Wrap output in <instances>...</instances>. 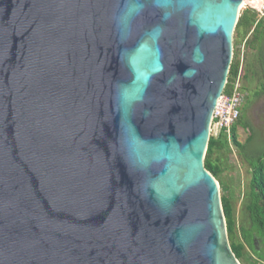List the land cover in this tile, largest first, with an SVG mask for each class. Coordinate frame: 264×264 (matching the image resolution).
Listing matches in <instances>:
<instances>
[{
  "label": "water",
  "instance_id": "95a60500",
  "mask_svg": "<svg viewBox=\"0 0 264 264\" xmlns=\"http://www.w3.org/2000/svg\"><path fill=\"white\" fill-rule=\"evenodd\" d=\"M248 0H0V264H242L205 166Z\"/></svg>",
  "mask_w": 264,
  "mask_h": 264
},
{
  "label": "trees",
  "instance_id": "16d2710c",
  "mask_svg": "<svg viewBox=\"0 0 264 264\" xmlns=\"http://www.w3.org/2000/svg\"><path fill=\"white\" fill-rule=\"evenodd\" d=\"M256 14V10L246 7L239 15L234 32L235 51L241 30L248 33L259 23ZM235 51L229 71V80L237 74L239 68V59ZM245 125L238 118L231 128L232 143L237 147L240 154L245 153L247 144L252 137V133H249L244 140L240 139L239 129L245 127ZM230 149L231 147L223 134L218 138L211 135L205 155V166L220 183L221 199L227 222L229 240L237 258L242 264H244L243 261L249 264H264V150L256 159L246 155L247 161L251 166L250 183L244 205L248 214V225L241 226L238 231L233 202L225 191V181L222 179L223 167L220 164L218 155ZM257 241H260L261 247L257 246Z\"/></svg>",
  "mask_w": 264,
  "mask_h": 264
},
{
  "label": "rangeland",
  "instance_id": "374dc122",
  "mask_svg": "<svg viewBox=\"0 0 264 264\" xmlns=\"http://www.w3.org/2000/svg\"><path fill=\"white\" fill-rule=\"evenodd\" d=\"M256 2L246 1L241 5L240 13L246 7L250 5H256ZM247 37L248 34L245 31L240 32L237 41L236 53L239 59V65L241 74L243 75V69L245 64V57L248 54L247 48ZM243 79V77H242ZM239 137L241 140H244L248 135V132L243 129H239ZM264 150V129L253 130L252 137L249 143L247 144V149L245 153L240 154L237 147L233 146L230 150H226L223 153H219L220 164L223 167L222 179L225 181L226 194H228L233 202L235 219L237 230L241 226L248 225V214L245 209V196L247 189L250 183L251 177V166L247 161L246 155L250 156L253 159H256L258 155ZM216 156V155H215ZM257 246L261 247L260 241H257ZM244 264H249L248 262L243 261ZM260 264V263H259Z\"/></svg>",
  "mask_w": 264,
  "mask_h": 264
},
{
  "label": "flooded vegetation",
  "instance_id": "af4514ba",
  "mask_svg": "<svg viewBox=\"0 0 264 264\" xmlns=\"http://www.w3.org/2000/svg\"><path fill=\"white\" fill-rule=\"evenodd\" d=\"M258 20L259 23L247 33L248 54L241 82L243 103L239 118L246 125L240 129L248 134L264 129V15L258 16Z\"/></svg>",
  "mask_w": 264,
  "mask_h": 264
},
{
  "label": "built area",
  "instance_id": "2783aa9c",
  "mask_svg": "<svg viewBox=\"0 0 264 264\" xmlns=\"http://www.w3.org/2000/svg\"><path fill=\"white\" fill-rule=\"evenodd\" d=\"M249 2H256V5L249 7L256 10L257 16L264 15V0H248ZM234 57V56H233ZM240 65L237 74L229 80L219 96L215 105L211 124L210 136L218 138L222 134L226 137L228 144L233 148L231 128L241 115V107L243 103V90L241 87L242 74Z\"/></svg>",
  "mask_w": 264,
  "mask_h": 264
}]
</instances>
